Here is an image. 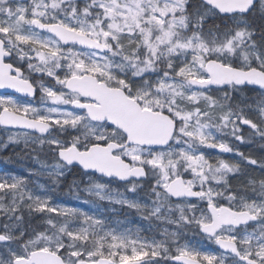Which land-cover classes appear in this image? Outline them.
I'll return each mask as SVG.
<instances>
[{
  "label": "snow or ice",
  "instance_id": "6c2138e0",
  "mask_svg": "<svg viewBox=\"0 0 264 264\" xmlns=\"http://www.w3.org/2000/svg\"><path fill=\"white\" fill-rule=\"evenodd\" d=\"M6 4L0 0V67L7 74L0 82V113L23 118L0 126L47 137L58 174L79 165L86 173L131 180V191L152 177L155 210L178 208L170 222L194 230L220 251L177 243L174 251L165 247L161 253L166 241L147 243L103 230V221L82 209L24 191L25 178L0 177V198L11 197L9 206L0 200V264H123L130 256L137 264H264V176L248 177L234 190L231 179L239 166L220 156L213 162L202 151L235 154L264 169V159L245 156L208 132L229 128L238 144L264 150V0H242L241 6L222 0H19L14 10ZM218 16L231 18L233 26L205 31ZM12 32L33 45L27 57L17 46L16 59L27 60L29 69L55 86L24 75L4 46L3 37ZM41 32L50 35L41 39ZM237 55L241 61L227 59ZM37 91L50 105L43 112L29 102ZM249 91L255 98L243 103ZM232 92L241 97L235 109ZM187 173L191 178H184ZM257 185V195L245 194L257 193ZM126 206L142 207L136 201ZM24 209L42 214L46 227L20 229ZM53 213L65 220L77 216L79 224H58Z\"/></svg>",
  "mask_w": 264,
  "mask_h": 264
},
{
  "label": "rangeland",
  "instance_id": "374dc122",
  "mask_svg": "<svg viewBox=\"0 0 264 264\" xmlns=\"http://www.w3.org/2000/svg\"><path fill=\"white\" fill-rule=\"evenodd\" d=\"M5 7L14 10L15 5L6 4ZM2 15L6 18L7 12L5 11L4 13H2ZM13 22L15 23V18H13ZM24 32H31V29L25 27ZM39 37L41 39L44 38L40 35ZM3 38L7 40L8 45L10 46L12 51H14L15 62L17 64L21 63L20 60L16 59L17 46H19V48L23 50L25 57L32 54V52H28V50H30L33 45L30 43H25L23 39L17 40V33L12 32L8 36ZM241 50L245 49L242 48ZM237 57L242 60V56L237 55ZM113 59L116 62H119L118 58ZM227 59L231 60V56L227 57ZM19 65L27 69L29 78L32 77L37 85H39L40 81H43V83L47 85L55 86V81L51 78L37 73L34 69H29L27 60ZM160 70H164L163 63H161L160 65ZM61 75H63V73H61ZM210 94L220 97L219 92H212ZM232 95L235 98L233 100L232 107L235 109L236 103L237 101L241 100V97L237 92H232ZM254 98L255 95L252 94L251 97H247V99H244L243 103H251ZM24 102H27V100H24ZM29 102L34 103L35 105L40 107L42 112L45 108L50 107V105L47 104L46 100H44L41 96L37 101ZM188 107L190 108L191 105H188ZM200 107H204V104L202 102L200 104ZM219 110L220 109L217 108V112H219ZM18 114L23 115V113ZM208 132L214 135L217 140L230 141L233 148H238L245 154V156L251 155L256 157L257 159H264V150L257 149L254 145H240L236 141L232 140L231 136L227 134L229 133V128L220 129L216 126H213L208 129ZM221 132L225 134L221 135ZM245 135H248V133H245ZM0 141H2V149H6L11 144H22L30 147H50L47 143V138H37L31 134L14 130L0 129ZM202 151H204L206 155L211 156L213 162H215L216 158L220 156L230 164L239 166L238 176L231 179V185L233 188L239 187L241 181H244L246 183L248 177H252L258 180L261 176H264V172L262 171V169L252 167L251 165L247 164L241 157L235 154L217 155L215 153L217 151L216 149H202ZM54 165L55 163L44 168L45 171H43L45 172V175L47 174L63 176L71 170L65 166L59 170V172L62 174H58L57 169L54 167ZM36 168L37 166L33 169L28 167H19L18 169H20L21 172L28 171L30 174H33L35 173ZM17 178L25 177L23 175H18ZM83 178L85 179V183L80 187V189L75 191L73 195L67 194V196H72V199L74 200V203L69 206L82 209L84 212L90 213L91 215H94L95 217L102 220L104 224L103 230H112L117 234L126 233L132 240H140L147 243L166 241V243L159 249L161 253L164 252L165 247L169 251H174L177 243H186L189 245V247L197 249H201L200 245H202L203 243L210 244L207 239L202 238L201 235L194 230L179 228L175 223L170 222V220L175 221L178 218L180 212L178 208H173L171 211H169L167 207H160L159 211H156V206L153 204V197H145L140 191H138V187L135 191H131L130 185L112 186V183L110 181L97 179L91 177V175ZM184 178H191V174H185ZM25 179L29 180L27 178ZM97 184L103 185V187L97 188ZM24 191L31 192L34 196H50L52 204L68 206L58 202H53L52 198H54V196L50 193L51 188L47 187L45 184L37 182L36 179H34V181H32L31 183H26L24 185ZM82 201H86L87 203H82ZM127 201H136L140 205H142V207L139 210H134L132 207L126 206ZM223 203L226 205L227 201H223ZM239 203V200L234 202V204L237 206L239 205ZM53 215L58 224H63L65 222L73 226L79 224V217L77 216H69L65 220L62 217L56 216V214L54 213ZM10 223L15 224V221ZM18 227L22 229V225L20 223ZM173 231L178 233V235L175 237L172 236L171 234ZM241 231L243 232L244 230L242 229ZM203 249L205 250V247H203ZM123 262H137V258L130 256L129 258L124 259ZM155 264H170V262L166 260H158L155 262Z\"/></svg>",
  "mask_w": 264,
  "mask_h": 264
},
{
  "label": "trees",
  "instance_id": "16d2710c",
  "mask_svg": "<svg viewBox=\"0 0 264 264\" xmlns=\"http://www.w3.org/2000/svg\"><path fill=\"white\" fill-rule=\"evenodd\" d=\"M229 18H210L208 23L205 25V31L211 28L214 25H219L220 29L227 27H232L233 23ZM244 51H247L246 46H242ZM231 60L241 61L237 56L231 57ZM251 91L245 93L247 97H251ZM57 162V158L54 155L53 150L50 147H39V146H26L22 144L9 145L6 149H2V141H0V177L11 179L12 177H17L18 175H23L27 183H31L36 179L37 182L45 184L47 187L51 188L50 193L54 196L52 198L53 202H58L65 205H72L74 200L72 196H67V194L73 195L75 191L79 190L80 187L85 183L83 174H81L78 168H72L66 175H45V167L52 165ZM35 173L30 174L28 171L21 172L19 167H36ZM44 170V171H43ZM34 171V170H33ZM45 182V183H44ZM152 182V177H149L148 180L143 184V191L140 192L145 197H152L150 193V186ZM8 198H0L5 206H9ZM27 202V200L25 201ZM53 215V214H51ZM23 230L31 232L33 229H43L46 227L44 224V216L42 214H32L29 213L27 209L23 210ZM54 216V215H53ZM2 217V213H0ZM104 225V224H103ZM205 250L203 247H200L201 251H207L209 249L208 245H205Z\"/></svg>",
  "mask_w": 264,
  "mask_h": 264
},
{
  "label": "water",
  "instance_id": "95a60500",
  "mask_svg": "<svg viewBox=\"0 0 264 264\" xmlns=\"http://www.w3.org/2000/svg\"><path fill=\"white\" fill-rule=\"evenodd\" d=\"M222 2L225 3L226 5H232V6H241V4H242V0H222ZM6 77H7V74L3 71V68L0 67V82H6ZM11 79L12 80H15V77H12ZM25 84H26L25 81H16L15 82V85L16 86H24ZM248 87L251 88L253 86H248ZM4 91L5 90L0 89V92H4ZM7 91L9 93H11L12 95H15V96H18V97L23 98V94L15 93V92H13V90H7ZM24 99H28V98H24ZM22 118H23V115H20V114H17V113H12V114L0 113V121L6 122V123H9V124H12V125L19 124L21 122ZM0 128L20 130V131H25V132L33 133V134H35V135H37L39 137H45V136H43V134H41V133H39L37 131H32L29 128H26V127H19V126L3 127V126H0ZM217 153H219V151H217ZM74 166L80 167L79 165H74ZM68 167H72V166H68ZM81 170L83 172H85L83 169H81ZM95 174H97V175H99L101 177L107 178V179L108 178H113V177H110V176H107V175L102 176L99 173H95ZM113 179H115V178H113ZM115 180H117L119 182H128V181H122V180H119V179H115ZM123 264H137V263H135V262H128V263H123Z\"/></svg>",
  "mask_w": 264,
  "mask_h": 264
},
{
  "label": "flooded vegetation",
  "instance_id": "af4514ba",
  "mask_svg": "<svg viewBox=\"0 0 264 264\" xmlns=\"http://www.w3.org/2000/svg\"><path fill=\"white\" fill-rule=\"evenodd\" d=\"M12 4H16V2H11ZM39 35L41 36V37H45V36H48V34H46V33H43V32H41V33H39ZM4 39V38H3ZM5 41V44H4V46L5 47H8V43H7V40H4ZM20 66V65H19ZM21 67V69H22V67L23 66H20ZM25 71L27 72V69H25Z\"/></svg>",
  "mask_w": 264,
  "mask_h": 264
}]
</instances>
